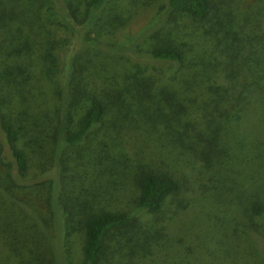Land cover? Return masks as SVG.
Listing matches in <instances>:
<instances>
[{
  "label": "trees",
  "instance_id": "trees-1",
  "mask_svg": "<svg viewBox=\"0 0 264 264\" xmlns=\"http://www.w3.org/2000/svg\"><path fill=\"white\" fill-rule=\"evenodd\" d=\"M4 1L0 0V32L8 30L12 41H21L28 46L18 30L7 29V22L15 24L26 20V15L15 9V2H9L7 6V0ZM156 1L154 23L141 30L137 43L116 47L101 42L102 37L118 32L119 26L125 25L132 17L131 13L134 15L139 8H148ZM61 2L63 4V0H51V5L58 8ZM58 13L60 20L68 26L77 24L88 30L98 26L103 30L96 33L95 39H88L75 51L70 56L72 60L87 48L96 46L100 52L111 54L109 56L116 64L118 58L125 57L126 61L136 65L124 71L123 79L128 80L127 86H122L120 80H116L114 85L103 87L107 92L103 93L102 98L91 97L85 103L75 129L63 135V143L70 146L83 143L88 134L102 123L107 110L106 99L118 112L125 108L124 96H127L129 106L135 104L141 111L149 105L150 99H161L164 104L161 106L166 110L164 122L181 125L182 133L179 136L184 138L177 145L180 155L170 145L165 153L166 160L179 162L184 168L188 197L200 209L188 214L180 206L175 207L178 208L177 212L170 208L172 198L182 188L180 181L149 167L139 168L135 172L136 194L131 211L101 210L84 214L80 219L76 218L75 226L70 222L72 216L67 208L55 201L47 210L38 203L28 201L25 196L13 198L0 189L13 207L28 212L32 219L31 223H24V216L14 208L5 218H1L0 264H50L43 241L51 243L54 251L67 236L75 232L80 239L82 264H97L110 235L117 233L123 234L126 244L133 243L132 249L135 250H130V253L145 262L147 248H141L149 246V251H154L152 240H160L162 244L167 229L158 224L178 215L189 217V220L185 219L187 224L181 223V226L185 225V230L202 226L201 237L210 244L215 242L213 248H206V253L211 255L200 264H264V202L254 198L250 192L264 189V0H83L76 6L62 5ZM174 15L183 16L198 25L192 29L188 39L184 36L189 44L182 46L183 42L170 31L161 30L162 25L173 23ZM136 45L139 49L134 48ZM202 45H207L210 52L215 54L206 61L209 54L205 55L206 49H202ZM66 47L63 43L57 45L55 56L59 61ZM20 53L13 58L15 64H10L6 70L9 81H14V85L17 82L19 88H24V81L12 78H16V74L21 78L20 69H26L25 65L18 64L21 61ZM76 64L84 72L88 70L86 66L82 69L77 60ZM88 64L103 74L104 83L109 78L120 77L113 64L111 69H114V73L110 76L105 74V66L95 68L90 59ZM149 64L160 68L174 67V71L166 73L168 84H159L160 78L146 73ZM73 68L70 66L67 71L71 79L78 72ZM158 72L163 71L160 69ZM74 88H78L76 93L79 95L69 91L67 104L72 108L76 101L88 99L79 84ZM157 88L158 92L153 93ZM154 104L158 105L156 102ZM128 112L129 108L120 113L118 128L131 129L133 119H130ZM138 113L141 122L145 114ZM143 121L147 125L151 123V120ZM156 123L153 121L151 128H155ZM0 136L1 168L10 167L11 176L23 177L28 163L26 153L19 146V127L1 111ZM150 143L167 148L157 139L150 140ZM175 154L178 158L173 156ZM198 158L201 161L197 166ZM236 167L237 170L239 167L237 172L245 183V189L236 193L232 203H226L221 196L207 194L203 171L214 168L227 172ZM207 210L237 213L242 215L243 220L238 216L233 217L235 223L231 229L228 226L220 228L215 225L217 217H210ZM139 213L145 216L143 222L137 219ZM10 216L14 217L18 227L11 229ZM11 232L20 244L12 243ZM33 235L36 238L34 242L31 240ZM194 249L190 246L186 252L194 254ZM114 251L115 257L124 255L120 246ZM55 261V264H67L63 257L55 258ZM176 261L181 263L180 260Z\"/></svg>",
  "mask_w": 264,
  "mask_h": 264
},
{
  "label": "rangeland",
  "instance_id": "rangeland-1",
  "mask_svg": "<svg viewBox=\"0 0 264 264\" xmlns=\"http://www.w3.org/2000/svg\"><path fill=\"white\" fill-rule=\"evenodd\" d=\"M80 1L83 0H63V4L61 2L56 8L51 5V0H7V6L9 2H15V9L21 10L27 17L26 20H20L15 24L7 22L9 26L7 29H13L16 32L18 30L28 42V46L21 41H12L8 30L0 32V61H2L0 62V111L19 127V146L26 153L28 168L23 177H15V175L11 176L10 167L1 168L0 166L1 191L17 199L25 196L28 201L31 200L33 204L38 203L47 210L51 202L55 201L61 207L67 208L71 214L70 217L72 216L70 222L75 226L76 218L80 219L84 214L101 210L131 211L136 194L135 172L139 168L149 167L168 173L180 181L184 189L181 188L180 192L172 198L170 208H174L177 212L180 206L185 208L188 214H192V211L200 209V206L194 204L188 197L187 183H185L187 173H184V168L179 162H167V154H165L171 145V149L175 147L174 151L180 155L177 145L184 141V138L179 136L182 133V126L169 121L164 122L166 110L161 106L163 104L161 99H150L149 105L141 111L135 104L129 106L128 98L124 96L126 99L124 109H130L128 113L130 119H133L130 123L131 129L117 127L121 120L120 113L124 109L118 112L106 99L107 110L102 123L88 134L83 143L77 146L63 143V135L75 129L81 108L85 103L87 104L91 97L102 98L103 93L107 92L103 87L114 85L116 80H120L122 86H127L128 80L123 79L124 71L136 66L126 61L125 57L118 58L119 62L116 64L112 62L113 57L109 56L111 54L100 52L96 46L87 48L73 60L70 58L75 51L87 43L88 39H95L96 33L103 31L98 26H93L90 30L77 24L68 26L60 20L58 9L60 10L62 5L76 6ZM156 4L157 1L148 8H139L134 15L131 13L132 17L125 25L119 26L118 32L102 37L101 42L105 41L107 45L114 44L116 47L137 43L136 39L141 37L138 36L141 30L154 23ZM196 26L198 25L191 20L174 15L173 23L162 25L161 30L170 31L174 37L183 42L181 44L183 46L189 44L187 39ZM203 29L205 30V27ZM62 43L67 47L61 53V61H59L55 54L57 45ZM134 48L139 49V46L136 45ZM202 49H206L205 55L209 54L205 61L210 59V55H215L210 52L207 45H202ZM19 53L21 61L17 60L20 61L18 64L25 65L26 69H20L21 78H18V74L16 78H12L16 81H24V88L23 86L19 88L17 82L15 85L14 81L10 82L8 70H6L9 69L10 64H15L13 58ZM89 59L92 60L95 68L105 66V74L109 76L114 73V69H111L113 64L114 68L117 67V72H120V77L109 78L104 83L103 74L88 64ZM76 60L82 69L86 66L88 70L84 72L75 66ZM70 66L78 70L73 79L67 72ZM146 68V73L161 79L159 84H168L166 73L174 71V67L160 68L150 64ZM160 69L163 72L159 73ZM78 84L88 99L82 98L76 101L72 108L68 106L69 91L76 93L78 88L74 86ZM158 90L159 88L153 93ZM76 95L79 94L76 93ZM153 101L158 105L155 106ZM138 112L145 114L143 120H151L150 125L145 124L143 120L139 121ZM153 121L157 122L155 128H151L154 125ZM153 139L162 142L167 148L156 147L150 143ZM176 154L173 156L178 158ZM200 161L199 158L196 160L197 166ZM220 170L218 172L210 168L209 171H203L202 176L205 182L202 178L201 181L208 186L207 194L214 197L221 196L226 203H232L236 199V193L245 189V183L237 172L239 167L238 170L236 167L227 172ZM250 192L254 198L262 199L264 202V189ZM3 193L0 192V220L14 208L16 211L19 209L17 213L24 216V223L27 221L31 223L30 214L17 206L13 207ZM38 197H40L39 201ZM177 206L178 208L175 209ZM207 211L210 217H217L218 221L215 225L220 228L228 226L231 229L235 223L233 217L238 216L240 220H243L242 215L237 213ZM46 216L48 218L47 214ZM178 216L160 221L158 226L166 227L167 232L162 244L160 240H152L154 251H149V246L140 247L147 248L145 262L130 253V250H135L132 249L133 243L126 244L123 234L117 233L110 235L105 251L97 264H178L176 260H180V264L202 263L203 259L206 260L211 255L206 253V248H213L215 242L210 244L207 239L201 237L202 226L198 229L185 230L184 224H187L185 219L189 220V217ZM9 218L11 229L18 227L14 217ZM137 219L143 222L144 214L139 213ZM181 223H184L183 226ZM11 233L10 240H14L12 243L20 244L15 234ZM35 239L33 235L31 240L34 242ZM62 243L53 251V245L43 241V248L47 250L50 264H55V258L58 257H63L67 264H82L79 256L78 233L70 234ZM189 244L195 248L194 254L186 252L190 247ZM37 245L39 248V243ZM118 246L124 253L122 257L114 256L116 253L114 250Z\"/></svg>",
  "mask_w": 264,
  "mask_h": 264
}]
</instances>
